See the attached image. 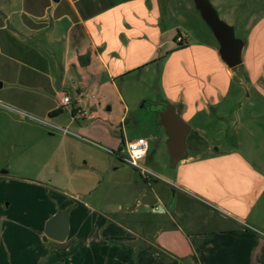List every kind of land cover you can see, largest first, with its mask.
<instances>
[{"label":"rangeland","instance_id":"obj_1","mask_svg":"<svg viewBox=\"0 0 264 264\" xmlns=\"http://www.w3.org/2000/svg\"><path fill=\"white\" fill-rule=\"evenodd\" d=\"M124 1L73 0L70 6L67 0H0V264H170L144 254L140 245L146 237L160 246V230L180 240L169 217L152 210L168 209V201L175 206L171 184L180 167H170L167 136L142 105L182 94L195 80L215 101L208 114L198 111L188 121L180 116L191 128L188 157L219 156L235 147L264 169V77L248 80L243 65L228 77L193 0H155L159 37L125 57L103 52L108 67L88 38L75 50L68 36L74 10L89 17L113 9L114 19L129 9L143 13ZM88 2L93 5L81 10ZM208 2L237 39L253 44L264 0ZM56 12L63 17L51 18ZM65 94L67 105L61 103ZM55 110L61 112L50 116ZM137 139L147 141L140 168L120 159ZM197 184L208 189L207 181ZM176 199L174 216L190 210V219L199 218L197 229L224 227L197 203ZM258 203L264 220V195ZM58 211L68 213L63 242L44 235ZM201 218L209 221L202 225Z\"/></svg>","mask_w":264,"mask_h":264},{"label":"crops","instance_id":"obj_2","mask_svg":"<svg viewBox=\"0 0 264 264\" xmlns=\"http://www.w3.org/2000/svg\"><path fill=\"white\" fill-rule=\"evenodd\" d=\"M67 1L70 6L73 5V0ZM124 2L127 6L139 5L143 13L137 14L135 9H129L121 17L114 19L111 15L113 9L94 13L89 17H83L79 10H74L75 20L68 27V36H72L71 43L76 46L75 50L80 48L81 41L88 38L93 47L97 48V55L102 59L103 65L108 67L102 58L103 52L117 53L120 57H125L133 48L148 43V38L157 39L162 29L158 25L156 1L126 0ZM146 4L149 7H146ZM92 5L93 2H88L83 4L84 7L81 5L80 9L84 10L85 7ZM63 15L64 13L56 12L51 18L56 19ZM254 34L253 44H250L249 39L243 47L241 65L248 75V80L257 82L264 77V18L257 25ZM255 39L258 41L256 44ZM108 60L114 59L110 57ZM136 66L132 65L130 68ZM230 71L227 68L228 77ZM262 84L264 86V83ZM181 93L175 97L165 95L161 98L171 105L174 104L176 112L187 121L189 116L198 111L208 114L209 105L215 101L213 96L201 92L198 80L193 81L192 86L190 82L187 91ZM194 138L197 139V135ZM234 149L237 148L207 158L196 154L177 164L180 170L172 177L171 184L175 189L173 192L175 206L170 205L168 201L166 204L168 209L159 211L154 207L152 210H155L157 215L169 217L172 225L178 229L180 240H177V235L175 236L170 230L158 231V238L156 237L160 245L158 247H155L150 240H144L146 237H141L140 246L146 252L144 254L151 253L152 257L156 255L170 264H181L179 260L186 264H264V220L259 219L258 210V202L264 195V169L248 157L242 156L239 151L233 152ZM196 180L201 185L207 181L208 189H198ZM181 197L217 215L225 222L224 227L211 228L208 231L197 229L195 226L200 224V221L194 223L199 218L190 219L188 217L190 210L183 209L182 213L174 216L173 211L178 202L176 198L181 199ZM156 200L158 204H162L161 198L156 197ZM185 219L188 222H184ZM201 219L202 225L209 221L208 218ZM178 221H182L189 231L182 230ZM170 234H173L172 237Z\"/></svg>","mask_w":264,"mask_h":264},{"label":"water","instance_id":"obj_3","mask_svg":"<svg viewBox=\"0 0 264 264\" xmlns=\"http://www.w3.org/2000/svg\"><path fill=\"white\" fill-rule=\"evenodd\" d=\"M58 2L59 0H53ZM201 19L210 29L216 39L221 61L229 69H235L242 64L244 42L234 35L233 27L220 20L215 9L208 0H193ZM2 84L0 83V88ZM144 105V104H143ZM154 111V123L164 130L167 140L166 149L169 156V165L175 168L178 163L188 157L186 138L190 127L181 119L174 106L163 100L147 103ZM160 211V209H159ZM69 233L67 211H58L49 218L44 226V235L53 242H63Z\"/></svg>","mask_w":264,"mask_h":264},{"label":"built area","instance_id":"obj_4","mask_svg":"<svg viewBox=\"0 0 264 264\" xmlns=\"http://www.w3.org/2000/svg\"><path fill=\"white\" fill-rule=\"evenodd\" d=\"M182 36L178 38V40L182 41ZM70 99L65 94L62 99L61 103L63 105H67L69 103ZM127 157L120 158L122 162L135 167L140 168L137 164V161L143 159L147 155V141L144 139H137L132 142H128L125 146ZM142 172H144V169H141Z\"/></svg>","mask_w":264,"mask_h":264},{"label":"trees","instance_id":"obj_5","mask_svg":"<svg viewBox=\"0 0 264 264\" xmlns=\"http://www.w3.org/2000/svg\"><path fill=\"white\" fill-rule=\"evenodd\" d=\"M175 41H176V38L174 39ZM186 46H178V48H180V49H183V48H185ZM61 112V110H55V111H52V112H50L49 113V115L51 116V115H54V114H59Z\"/></svg>","mask_w":264,"mask_h":264},{"label":"flooded vegetation","instance_id":"obj_6","mask_svg":"<svg viewBox=\"0 0 264 264\" xmlns=\"http://www.w3.org/2000/svg\"><path fill=\"white\" fill-rule=\"evenodd\" d=\"M142 107H143V108H146L148 111L153 112V115H154V111H152V110L150 109V107H148L147 104L142 105ZM123 163H124V162H123ZM2 173L7 174V172H5V171H3Z\"/></svg>","mask_w":264,"mask_h":264}]
</instances>
